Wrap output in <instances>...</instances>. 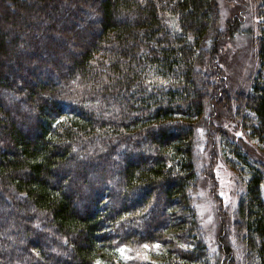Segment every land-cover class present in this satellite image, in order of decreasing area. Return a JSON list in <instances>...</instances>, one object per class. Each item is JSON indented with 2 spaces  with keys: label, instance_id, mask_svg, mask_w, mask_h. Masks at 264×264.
Wrapping results in <instances>:
<instances>
[{
  "label": "trees",
  "instance_id": "1",
  "mask_svg": "<svg viewBox=\"0 0 264 264\" xmlns=\"http://www.w3.org/2000/svg\"><path fill=\"white\" fill-rule=\"evenodd\" d=\"M258 1V71L233 102L218 0H0V264H95L155 243L125 264H264V162L222 135L244 184L239 263L228 229L215 253L205 239L195 154L225 96L264 147Z\"/></svg>",
  "mask_w": 264,
  "mask_h": 264
},
{
  "label": "rangeland",
  "instance_id": "2",
  "mask_svg": "<svg viewBox=\"0 0 264 264\" xmlns=\"http://www.w3.org/2000/svg\"><path fill=\"white\" fill-rule=\"evenodd\" d=\"M218 6L219 27L223 36L216 63L225 75V95L230 96L234 102V96L246 91L258 71V37L263 19L259 15L258 0H218ZM232 17L238 25L231 36L227 28ZM224 98L216 101V106L208 113L205 127L199 131L196 138V164L201 172L197 197L198 213L212 253H215L218 247V235L223 227L228 229L229 242L235 252V259L239 262V245L233 239V212L244 184L224 162L220 140L223 134L228 135L260 162H264V147H260L255 139L247 135L241 118L233 112L236 110L233 103L230 113L223 109L226 96ZM145 245L120 246L113 250L109 260L100 259L95 264H125L127 260L143 262L152 259L162 250L158 243L148 245L147 248Z\"/></svg>",
  "mask_w": 264,
  "mask_h": 264
},
{
  "label": "snow or ice",
  "instance_id": "3",
  "mask_svg": "<svg viewBox=\"0 0 264 264\" xmlns=\"http://www.w3.org/2000/svg\"><path fill=\"white\" fill-rule=\"evenodd\" d=\"M237 135H239V133H237ZM157 247L159 246V245H156ZM145 247L147 248L148 247V245H145ZM122 251V250H121Z\"/></svg>",
  "mask_w": 264,
  "mask_h": 264
}]
</instances>
